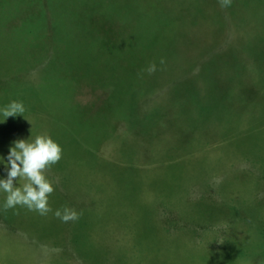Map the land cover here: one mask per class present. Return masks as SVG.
<instances>
[{"label": "rangeland", "instance_id": "obj_1", "mask_svg": "<svg viewBox=\"0 0 264 264\" xmlns=\"http://www.w3.org/2000/svg\"><path fill=\"white\" fill-rule=\"evenodd\" d=\"M66 1L85 17L90 37L114 34L122 45L110 50L108 43L93 42L90 55L101 59L96 88L82 74L67 78L76 90L63 80L42 92L35 89L45 80L36 63L42 56H32L36 72L27 73L28 56L26 67L19 60L26 53L0 46V108L16 96L24 108L39 110L6 121L0 116V157L7 159L14 141L37 135L50 136L62 148L61 160L47 173L60 181L47 216L20 206L4 211L0 193V264H264V65L253 69L259 62L254 53L264 54L260 9L253 0H232L227 27L215 14L192 8L200 24L223 33L220 44L210 37L202 45H218L221 55L213 63L218 83L208 86L204 62L192 66L184 59H194L199 50L185 42L202 29L195 21L153 18L156 26L166 23L163 33L171 26L180 32L178 49L161 65L155 47L142 48L149 57L121 54L138 53L130 43L143 35L145 18L135 16L134 28L133 20L114 23L112 14L126 15L120 6H141L139 0ZM148 3L156 12L161 1ZM45 17L24 34L25 41H13L17 50L21 43L26 49L31 35L45 33ZM6 40L0 36V43ZM45 59L49 68L51 58ZM152 63L157 71L141 86L145 95L138 102L142 90L130 78ZM206 98L221 100L217 110L209 109ZM6 178L0 162V179ZM65 206L79 213L77 221L54 216Z\"/></svg>", "mask_w": 264, "mask_h": 264}, {"label": "trees", "instance_id": "obj_2", "mask_svg": "<svg viewBox=\"0 0 264 264\" xmlns=\"http://www.w3.org/2000/svg\"><path fill=\"white\" fill-rule=\"evenodd\" d=\"M5 1L6 2H2V0H0V36L1 38L7 37V40L6 42H4L5 44L0 43V46L8 45V50L19 51L26 54L27 52H30L31 56L21 54V58L19 57V60H21L25 64V67L28 65V63H30L29 67L27 68V73L36 72V66L34 67L32 64V62H34L32 56L36 54L42 56V58L36 63L42 64L43 68L41 70V78L45 80L43 82V85L40 84L35 88L36 90L47 91L49 88L54 86L53 82L57 84L59 83V81L63 80L67 82L69 86H71V84L69 83L70 79L67 78L70 75L77 78L82 74L91 84L94 85L93 88H96V85L98 83L97 81H99L98 72H100V67L98 64L100 63L99 60L101 59H98V56L93 57V59L90 55V49L93 46V42H95L96 44H101V42L108 43L111 48L110 50H113V47L122 45V42L118 37H116L114 34H110L111 37L104 39L90 37L89 32L86 30V25L84 24L85 17H81L76 14V8L74 7V5L64 3L67 2L66 0H22V2L17 3L12 2V0ZM68 1L71 2L72 0ZM126 1L129 2L130 0ZM139 1V3L142 4L141 6L134 4L120 6V12H126V15H122L121 13L112 14L113 20H116L113 21L114 23L126 21L132 22L133 20L134 28H137L135 16L145 18V23L142 26L143 35H138L130 43V45L134 47V50H136L138 53L121 54L126 58H133L135 56L149 57V54H146L142 50V48L155 47L159 51V55H157L158 57L161 55L163 59L165 57L166 60H169V57H167V55H171L172 53H174V51H176V49H178L177 44L179 40H177V37L180 35V32H172L171 26L169 28V33H163L161 31V28L166 23L163 22L160 24V26H156L154 24L153 18L158 16L161 18L166 17L167 19H172L173 16H176V18H173L172 20L173 23H177L183 20H192L196 22L193 24V26L198 25V27L202 29L200 33H198V36L193 35L188 39V41L185 42H191L194 46L199 47V50L196 52V55L192 60L184 56L185 62L192 64V66H197L202 60L206 65V75L208 77L206 82L208 80L211 81V84L209 85L207 83V85L213 86L217 84L218 82L215 80L216 71L213 63H218L221 60V55H216L219 54V52L216 51L219 46L215 45V49L213 50L209 49L206 44L204 48H202V45L204 42H207L210 37H215L217 44H220L223 38V33L221 31H216L215 33L210 31L206 24H200L198 22L199 19H203L194 16L191 12L192 8L198 7L197 13H200V15L202 13L205 15L215 14L217 17L225 20L227 22L226 26L229 27L230 14L232 12V3L230 7L222 9L220 7V4L218 3V0H187L186 2H184V0H159L161 1V3L158 6V10L156 12H153L151 10V6L148 3V0ZM181 4L186 7V10L182 8ZM253 4L261 11L259 12V14H261L262 17V23H259V26L262 25L264 27V0H253ZM105 5H108V3H106ZM68 8H70L69 13ZM49 10L50 12L47 14L46 12ZM105 12L107 11L105 10ZM66 13L72 14V16L78 19L76 21H70L68 20V17L67 19L63 18L62 15H67ZM107 13L109 14L110 12ZM40 15H46L45 22H43V25L45 26V33H42L39 36L31 35L30 40H28L27 42L26 49L25 46L21 43V47L19 48V50H17L13 45V41H25L24 34H30L31 31L36 29L35 23L36 20L40 18ZM24 23H27L28 27H25ZM129 25L132 26L131 23H129ZM184 26L185 24H183V27ZM7 27L8 32H5L3 29ZM11 35L15 36L17 39L11 40ZM158 40H160V42H158ZM205 47L210 51H208ZM141 51H143L144 53ZM234 51L236 54L242 53L241 48H236ZM254 55L258 56L259 62L256 64V66H254L253 69L258 71V69H260L259 67H263L264 65V54L254 53ZM23 56H28V63L25 61V58ZM46 56L49 59L51 58V66L49 68H46ZM155 57L156 56H154V58ZM43 58L44 61L41 63ZM200 66L201 65L199 64V67ZM146 69L147 67H139L138 78H130V82L136 83L141 90V86L152 82L150 78H152L153 76H151V74H149ZM228 85L230 86V82L225 84L226 87L224 88V91L226 92V94H228L230 91V89H228ZM72 88L75 90L77 89L75 86H73ZM12 94L13 92H11L9 96H11ZM144 95L145 89L140 91L138 102L144 97ZM206 99L209 103V109L217 110L218 104L221 100L210 98ZM12 101H17L16 96L12 99ZM27 103L30 102L28 101ZM8 104L1 102L2 107ZM66 108L67 106L61 107L60 111L64 112L66 111ZM25 112H28V114L33 113L36 116L39 114V110L37 109V107H34L32 105H28V107L26 106ZM25 112L23 113V115H25ZM43 117L44 116L41 115V118ZM18 120L19 117H16L13 122Z\"/></svg>", "mask_w": 264, "mask_h": 264}, {"label": "clouds", "instance_id": "obj_3", "mask_svg": "<svg viewBox=\"0 0 264 264\" xmlns=\"http://www.w3.org/2000/svg\"><path fill=\"white\" fill-rule=\"evenodd\" d=\"M218 3L222 9H225L231 6L232 0H218ZM164 63L162 58L160 64ZM146 71L149 74L155 73L156 64H150ZM24 112L23 103L18 101H12L0 108L3 121H6L8 117L23 115ZM13 145L9 149L6 160L0 157V162H3L7 168V178L0 179V193L5 195L3 210L7 211L20 206L41 216H47L53 211L48 203L49 196L55 190L54 184L60 183L58 177L54 182L49 180L47 173L61 160L62 148L48 135H37L34 140L18 139L13 142ZM14 181H23V183L16 186ZM54 216L64 223L79 219V213L67 206L57 209ZM44 251L47 254L49 250L44 248Z\"/></svg>", "mask_w": 264, "mask_h": 264}]
</instances>
